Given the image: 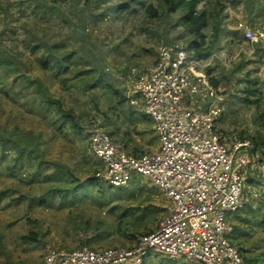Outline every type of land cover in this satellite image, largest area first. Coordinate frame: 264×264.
Returning a JSON list of instances; mask_svg holds the SVG:
<instances>
[{"label":"rangeland","instance_id":"1","mask_svg":"<svg viewBox=\"0 0 264 264\" xmlns=\"http://www.w3.org/2000/svg\"><path fill=\"white\" fill-rule=\"evenodd\" d=\"M129 1L0 0V133L13 139L40 135L37 152L24 155L13 170L0 151V264H43L49 247H131L155 230L168 210L165 192L138 174L125 187H110L103 176L86 183L95 171H105L89 149L96 126L113 132L130 152L158 150L153 121L144 116L134 85L150 74L160 45L187 48L191 38L181 11L169 14L161 7V16L151 17L148 5L160 0L117 10ZM215 6L222 7V28L208 70L223 97L219 126L232 139L250 141L253 153L245 180L248 206L229 214L235 227L230 238L245 264H264V223L251 217L258 206L264 211V43H251L240 27L261 29L264 0H202L199 8L213 11ZM212 33L206 29L209 41ZM32 44L39 45L36 52ZM57 45L75 52L72 68L62 75L39 62ZM99 73L104 89L93 87ZM248 83L260 89L261 102H244ZM57 100L78 126L73 128L66 116L57 118V107L48 104ZM5 155L17 162L14 150ZM72 175L74 184L85 182L86 188L80 195L58 192L71 184ZM32 233L35 241L26 239ZM166 258L152 253L146 264Z\"/></svg>","mask_w":264,"mask_h":264},{"label":"built area","instance_id":"2","mask_svg":"<svg viewBox=\"0 0 264 264\" xmlns=\"http://www.w3.org/2000/svg\"><path fill=\"white\" fill-rule=\"evenodd\" d=\"M240 27L251 43H264V25L258 32ZM213 60L214 53L204 58L163 44L150 74L134 85L144 114L153 121L157 151L130 152L100 126L90 133V151L105 166L98 176L111 187L128 186L138 174L168 196L170 205L158 227L131 247H49L43 264H146L152 253L190 264H245L230 238L235 227L229 214L249 200L245 180L253 167L252 144L232 139L219 126L224 105L208 70Z\"/></svg>","mask_w":264,"mask_h":264},{"label":"trees","instance_id":"3","mask_svg":"<svg viewBox=\"0 0 264 264\" xmlns=\"http://www.w3.org/2000/svg\"><path fill=\"white\" fill-rule=\"evenodd\" d=\"M202 0H160L159 5L155 6L154 3H150L147 7V12L150 13L151 17H158L161 16L160 8L163 7L167 13H178L179 11L182 12L181 21H183L184 25L187 28L188 33L191 35V38L188 42L187 49L190 51H194L197 55L206 58L208 54H211V50L214 48V43L216 42L219 31L222 28V19H221V10L222 7L215 6L213 11H208L206 8H199ZM144 0H131L129 2L124 3V5H120L117 9L118 11L121 10H130L131 4H144ZM206 29H211L213 32L214 39L212 41L208 40V35L206 34ZM254 44H263V43H254ZM60 45L57 46H51L48 48V51L43 53L41 58L39 59V62L41 66L45 69H49L50 71H53L55 74H66L72 67V60L75 56L74 51H62ZM39 49L38 44H32L31 45V51L36 52ZM207 52V53H205ZM208 55V56H209ZM81 58V57H80ZM83 60V59H82ZM104 75V73L102 72ZM99 73V76L97 80L93 83V87H98L104 89L107 84L105 82L103 83L102 78L103 75ZM28 82L31 84L34 83L35 90L40 91L41 85H39L38 82L32 81L27 79ZM212 81L215 85H218V81L212 78ZM100 86V87H99ZM244 93H246V96L244 97V102L246 103H259L262 100L261 97V91L257 87V85H250L248 83L247 87L245 88ZM49 105H52L54 107H57V118L62 116H66L71 119V125L73 128L78 126V123L75 121V118L71 116L70 111H66L62 107L61 101L57 100L55 103H48ZM62 113V114H61ZM147 117L146 115H144ZM109 133V132H108ZM113 132L109 133V135L113 138ZM40 138V135L38 134L34 139H13L9 137L8 135L1 134L0 133V151H2L3 162L7 163V168L9 170H13L19 159H22L24 155H31L35 154L38 150V139ZM255 142V144H257ZM90 149V148H89ZM14 150L16 152V155L14 156V160L17 161L16 163H13L12 160L7 161V154L8 151ZM92 153V152H91ZM35 156V155H34ZM38 157V155H37ZM0 160V162H2ZM101 162V161H100ZM95 175L92 177H89L86 181L88 182H96L100 177L97 176L98 172H94ZM97 173V175H96ZM75 176H70L69 182L71 184L64 185L63 190H57L58 192H62L63 194L67 195L69 191L71 190V193L74 195H80V190H83L86 188V185L84 183L80 184H74L73 179ZM133 181V180H132ZM74 184V185H73ZM111 187V186H110ZM248 203V201H247ZM246 203V204H247ZM248 205H245V207ZM244 207V208H245ZM256 221H260V223H264V211L263 207L258 206L256 209L253 210V213L251 215ZM154 231H148V233ZM28 240L35 241L37 239V234L32 233L26 237ZM236 244V243H235ZM88 245V244H83ZM237 245V244H236ZM245 260V258H244ZM178 261L180 260H174V259H163L160 264H180ZM187 263V262H186Z\"/></svg>","mask_w":264,"mask_h":264}]
</instances>
